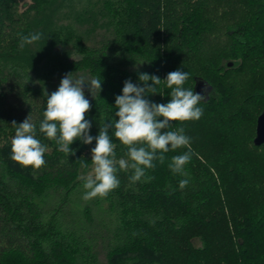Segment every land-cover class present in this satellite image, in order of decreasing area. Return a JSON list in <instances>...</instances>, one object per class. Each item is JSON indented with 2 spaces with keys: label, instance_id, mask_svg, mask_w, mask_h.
Masks as SVG:
<instances>
[{
  "label": "trees",
  "instance_id": "1",
  "mask_svg": "<svg viewBox=\"0 0 264 264\" xmlns=\"http://www.w3.org/2000/svg\"><path fill=\"white\" fill-rule=\"evenodd\" d=\"M81 1L0 0V264H98L88 235L100 221L110 237L106 264H264V144H253L264 110V0H85L72 14L111 31L105 51L81 45L58 22ZM36 33L38 41L19 46L21 35ZM178 69L189 74L185 89L198 80L211 86L202 117L168 129L183 127L191 138L189 185L181 190L185 177L168 167L187 151L180 148L154 162L151 180L131 182L133 170L119 171V187L95 198L94 213L79 177L95 140H76L66 154L39 132L45 88L68 73L102 79L85 114L95 137L118 119L115 97L126 80L143 86L141 73L163 80ZM156 91L145 98L170 101L163 81ZM29 115L47 147L40 169L11 159L12 123ZM113 132L117 159L127 158Z\"/></svg>",
  "mask_w": 264,
  "mask_h": 264
},
{
  "label": "clouds",
  "instance_id": "2",
  "mask_svg": "<svg viewBox=\"0 0 264 264\" xmlns=\"http://www.w3.org/2000/svg\"><path fill=\"white\" fill-rule=\"evenodd\" d=\"M39 39V33L21 35L19 46L23 48ZM188 78L187 72L178 69L169 72L163 80L141 73L138 79L143 86L126 80L122 94L115 97V117L118 119L100 125L99 134L95 137L90 135L91 121L85 118L91 104L83 86L86 85L95 98L102 91V79L86 74L74 76L73 73L61 79L58 89L47 96L39 132L48 140H55L58 150L66 154H72L70 145L76 140L83 144H92L95 140V147L91 149V171L79 177L86 190L83 200L106 197L119 187V171L133 170L129 177L131 182L142 178L151 180L147 170L155 168L154 162L164 164L165 154L180 148L187 151L172 156L168 167L173 174L185 177L179 180L181 190L189 185L190 178L185 168L192 158L191 138L185 135L183 127L168 130L171 122L197 121L203 115V109L198 105L205 97L195 93L193 88L183 87ZM162 81L171 90L170 101L160 104L146 99V96L157 93L156 86ZM12 125L15 126V135L11 140V159L24 167L40 169L46 163L44 154L47 147L37 138V128L30 115L22 123L13 121ZM111 129H114V137L126 147L127 158L117 159L116 144L109 134ZM81 167L87 169L89 165L82 161Z\"/></svg>",
  "mask_w": 264,
  "mask_h": 264
},
{
  "label": "rangeland",
  "instance_id": "3",
  "mask_svg": "<svg viewBox=\"0 0 264 264\" xmlns=\"http://www.w3.org/2000/svg\"><path fill=\"white\" fill-rule=\"evenodd\" d=\"M21 1L24 5H25V3L29 2V0H21ZM84 2H85V0H82L80 4L76 3V8H72V9L68 8V9H64L63 11H61L58 15V18H59L58 22L64 23L65 25H70L72 27V29L75 30L74 31L75 34L79 38H81L80 39L81 45H84L86 47H90L93 49L105 51L107 48H109L111 46V44L113 42V35H112L111 31L107 30L104 27V25L101 26V22H98L97 26H94L90 22H86L87 18L85 17V15L84 16L81 15L80 16L81 18L76 20L72 14L73 13L72 11L79 13L80 12L79 10L82 9V5ZM94 11H96V10H94ZM220 12H223V10H220ZM212 39H213V36H212ZM222 39L224 41L223 40L222 41H219V40L215 41V43L218 44V47H221L222 44L224 45V43L228 42L227 38L222 37ZM73 43H75V40L70 41L69 44L73 45ZM80 74H82V73L78 72V73L74 74V76H78ZM63 75H65V73H63ZM227 78H228L229 83H230L231 79H232V75H228ZM59 85H60V82L55 81L51 85H48L45 89L48 92L52 93L58 89ZM83 87L85 90V96L89 100L92 95L88 92L86 85ZM236 103H238V102H235V105H236ZM235 105L232 104L231 108H235L236 107ZM248 129H249V127H248ZM240 134L244 137L243 131L240 132ZM89 171H91V166L89 168L85 169L83 171L82 175H86ZM82 201H83V198H82ZM94 201H95V198L92 200H89V203L93 202L92 209H93V212L95 213L96 206L94 205ZM97 223H98V225H97V231L98 232H90L88 237H89L92 249L96 255L97 263L98 264H106V256H107V252H108V248H109L110 237H109V234L107 233V231L104 229V227H102L103 223L106 224V222L100 221Z\"/></svg>",
  "mask_w": 264,
  "mask_h": 264
},
{
  "label": "water",
  "instance_id": "4",
  "mask_svg": "<svg viewBox=\"0 0 264 264\" xmlns=\"http://www.w3.org/2000/svg\"><path fill=\"white\" fill-rule=\"evenodd\" d=\"M227 66H231L228 63ZM211 91V86L203 80H198L194 86V92L200 93L205 97H208V93ZM253 144L259 146L264 144V110L258 115L256 120L255 137L253 139Z\"/></svg>",
  "mask_w": 264,
  "mask_h": 264
},
{
  "label": "flooded vegetation",
  "instance_id": "5",
  "mask_svg": "<svg viewBox=\"0 0 264 264\" xmlns=\"http://www.w3.org/2000/svg\"><path fill=\"white\" fill-rule=\"evenodd\" d=\"M257 120V119H256ZM255 128H256V124H255ZM254 137H255V134H254Z\"/></svg>",
  "mask_w": 264,
  "mask_h": 264
}]
</instances>
